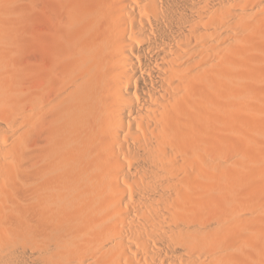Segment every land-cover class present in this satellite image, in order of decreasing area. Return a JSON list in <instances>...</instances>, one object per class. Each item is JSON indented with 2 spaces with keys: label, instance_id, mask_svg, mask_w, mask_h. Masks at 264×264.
<instances>
[{
  "label": "bare ground",
  "instance_id": "1",
  "mask_svg": "<svg viewBox=\"0 0 264 264\" xmlns=\"http://www.w3.org/2000/svg\"><path fill=\"white\" fill-rule=\"evenodd\" d=\"M0 264H264V0H0Z\"/></svg>",
  "mask_w": 264,
  "mask_h": 264
},
{
  "label": "rangeland",
  "instance_id": "2",
  "mask_svg": "<svg viewBox=\"0 0 264 264\" xmlns=\"http://www.w3.org/2000/svg\"><path fill=\"white\" fill-rule=\"evenodd\" d=\"M33 12V13H32ZM32 13V14H31ZM30 16L28 17V19H29V21L28 22H30L29 23V25H30V28L28 29V32H29V34H31V35H33V33H34V27H35V24H36V21H35V14H34V11L32 10L31 12H30ZM33 15V16H32ZM32 52H28V53H25V59L26 60H31L32 61V59L34 60V57H33V54H31ZM27 54V55H26ZM29 54H31V55H29ZM30 56V57H29Z\"/></svg>",
  "mask_w": 264,
  "mask_h": 264
}]
</instances>
